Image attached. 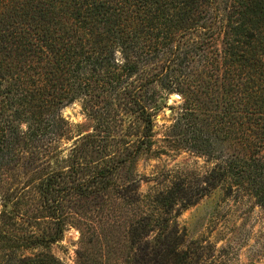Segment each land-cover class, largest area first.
Returning <instances> with one entry per match:
<instances>
[{"label":"trees","instance_id":"obj_1","mask_svg":"<svg viewBox=\"0 0 264 264\" xmlns=\"http://www.w3.org/2000/svg\"><path fill=\"white\" fill-rule=\"evenodd\" d=\"M172 94V144L215 165L143 195ZM219 188L264 208V0H0V264H63L70 225L100 247L123 227L126 264H197L178 219Z\"/></svg>","mask_w":264,"mask_h":264},{"label":"rangeland","instance_id":"obj_2","mask_svg":"<svg viewBox=\"0 0 264 264\" xmlns=\"http://www.w3.org/2000/svg\"><path fill=\"white\" fill-rule=\"evenodd\" d=\"M183 101L178 94L169 97L168 105L155 118L156 146L164 149L158 157H142L136 164L143 195L154 193L174 178L196 180L215 165L207 157L174 147L168 129L177 118ZM69 124V136L91 131L93 123L75 102L62 110ZM2 210L0 202V212ZM197 264H264V208L243 190L230 194L219 188L188 208L178 219ZM83 238L81 230L70 225L59 243L50 252L63 264H126L128 254L124 228L113 229L103 236L104 246ZM29 254V252H23Z\"/></svg>","mask_w":264,"mask_h":264}]
</instances>
